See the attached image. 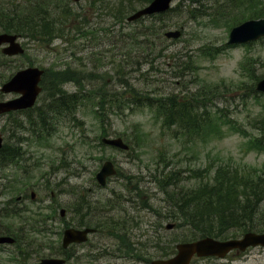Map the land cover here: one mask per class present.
<instances>
[{
	"label": "rangeland",
	"instance_id": "374dc122",
	"mask_svg": "<svg viewBox=\"0 0 264 264\" xmlns=\"http://www.w3.org/2000/svg\"><path fill=\"white\" fill-rule=\"evenodd\" d=\"M117 2L118 0H104L103 3L100 0H65V7L69 9L66 12L71 13V17L66 19V16H61L64 17L62 19L53 13V19L56 17L58 22H63L56 25L57 35L50 40L34 39L31 35L22 38L26 54L17 57L8 72L15 73L28 67L45 70L73 67L83 71L84 77L93 73L102 78L88 80L85 84L87 92L102 89L100 87L104 81L110 92L117 90L119 93L127 88L116 87L118 66L125 67L135 63L139 72L127 75L126 79L143 89L173 91L185 97L198 89L201 91V88L208 91L220 86L214 91L218 97L213 101L215 107L225 115L221 122L232 123V128L224 126L225 134L218 135L219 139L214 141L191 144L188 143L190 138L182 130L174 138L175 130L163 126L162 121H158L149 108L135 110L125 107L119 110L115 106L116 102L110 101L109 107H113L112 110L103 117H98L96 99L86 101L75 117L57 120L45 118L43 121L38 108L43 106L47 95L45 92L31 112L0 116V134L4 137L6 146L11 148L16 145L23 153L22 159L15 161L1 173L0 211L3 209L5 214L6 201L15 199L21 191L18 184L12 182L14 193L7 195L8 190L3 186L8 181H20L28 189V202L22 203L19 210L24 216L33 214L31 210L41 212L39 215H53L54 232L57 233L37 234L33 237L30 234L29 239H35L36 244L28 249L21 246L24 248L23 253L34 254L32 259L26 261L19 248L1 246L0 264H38L41 257L52 251L44 249L46 242L50 241L49 245L52 244L55 249L56 246L61 247L64 221L77 225L82 224V221L102 224L109 219L116 221L122 217L127 220L124 230L105 227L100 233L92 235L86 245L73 252V256L81 260L79 263L88 264L90 260L85 254L97 247L119 252L115 256L102 257L98 264H136L135 258H129V252L120 247L117 234L126 235L132 245V255L143 254L150 261L160 259V248L173 247L174 238L181 241L183 237L187 240L194 237L190 232H184L185 229L169 233L165 228L172 222L163 219L171 207L168 197L159 188L155 175H152V172L156 173L152 167L156 158L162 154L166 156V173L179 171L183 177L188 178L191 176L187 172L188 168L200 169L199 177L205 181H209L213 175V172L206 169L208 166L234 159L255 170L264 169V152L252 146V137H259L264 125V93L255 89L257 82L264 78V40L234 48H229L227 44L230 29L250 17L233 21L239 9L225 11L226 9L211 3L213 10L206 8L205 18L192 20L186 14L192 0L175 2L174 7L179 6L180 11L174 16L173 23L185 25L183 37L175 42L161 44L160 48L163 50L151 62L146 56H141V49L132 48L127 36H119V33H128L130 27L116 23L111 15L116 13ZM131 4L136 9L145 6L137 0H132ZM126 6H129L128 0ZM78 21L81 22L79 28L73 27L72 24ZM169 29L176 27L171 26ZM182 56L184 58L180 63L193 68V74L186 70V75H179L175 60ZM222 83L227 87L224 88ZM65 89L74 93L78 87L67 83ZM15 97V94L4 95L0 101ZM50 117L52 118L51 115ZM233 125L237 126L235 130ZM127 136L130 140H127ZM102 137H121L128 144L136 146L129 152L105 147L101 145ZM106 160L115 163L119 175L110 179L108 185L102 188L95 177ZM162 167L164 163L160 169ZM6 175L12 177L1 178ZM179 181L183 185V179L180 178ZM185 185L191 186L193 183L186 181ZM177 187L172 185L168 188L170 198ZM32 190L37 193L36 203L30 200ZM82 198L88 202L89 208L83 213L78 205L74 206L75 201ZM50 207L54 208L53 213L49 211ZM62 208L68 211L64 219L60 218ZM13 218L15 220L5 219L0 212V234L6 227L20 226L19 221L23 218ZM260 220H264V201L257 223ZM199 236L195 238L198 239ZM40 248L44 249L43 252ZM249 255V258L246 256L247 262L243 264H264V248H254ZM75 259L70 264H77Z\"/></svg>",
	"mask_w": 264,
	"mask_h": 264
},
{
	"label": "trees",
	"instance_id": "16d2710c",
	"mask_svg": "<svg viewBox=\"0 0 264 264\" xmlns=\"http://www.w3.org/2000/svg\"><path fill=\"white\" fill-rule=\"evenodd\" d=\"M128 0L129 6H126L127 0H118L116 4V13H111L115 22L118 24L126 23L129 13L136 11ZM139 3L146 5L152 0H137ZM65 0H0V33L6 32L17 34L22 38L28 35L34 39L50 40L57 35L58 28L63 22H58L56 17H71V13L65 7ZM101 3L104 0H100ZM219 5V8L225 11L233 12L239 9L238 15L232 20H244L248 17L251 19L264 18V0H194L187 8L186 13L192 20L205 18L207 15L206 8H212L210 4ZM205 7V9H204ZM113 10V9H112ZM180 8H172L169 12L145 18V21H138L136 26L131 27L128 33H119V36H127L131 41L132 48L141 49V56H146L152 62L154 57L163 50L161 44L168 42L164 33L169 27L184 28V24H174V16ZM56 16L54 19L52 15ZM115 15V16H114ZM62 19L64 17H61ZM148 21L149 23H147ZM81 22H74L73 27L79 28ZM175 42V41H173ZM159 43V44H158ZM131 58V56L129 55ZM184 56L175 60L179 75H186L185 71L194 73L190 66L182 65L180 61ZM15 58L4 56L0 52V85L10 79L13 72H8V68L13 66ZM126 71H125V70ZM133 72H139L136 64L123 67L118 66L116 72V87L127 88L124 92H117L111 95L106 88L97 91L87 92L85 84L92 78H101L100 76L89 74L84 77V72L80 69L68 67L65 69L47 70L42 81L44 92L47 94L43 106L39 107L40 116L44 121L45 118L55 119L65 117H75L80 108L86 101L98 100L96 106L99 117L108 114L113 107H109L110 101H115L117 109L127 107L128 109L150 108L161 119L165 127L172 129L176 126L177 130H183L189 136V142L208 141L209 137L216 138L220 133V115L217 110L212 109L213 100L218 96L214 94L220 86L214 89L204 90V88L194 91L189 96H182L174 92L152 91L148 88H140L136 84H131L127 75ZM102 79V78H101ZM67 83L76 84L79 91L69 94L64 86ZM104 83V81H103ZM117 93V94H116ZM127 94V95H126ZM0 98L2 95L0 94ZM36 108V107H35ZM35 108L24 111L31 112ZM99 113L101 115H99ZM13 114V113H11ZM52 116V118L50 117ZM104 120V119H103ZM42 121V122H43ZM261 138L254 142L255 147L264 150V130ZM22 149L16 146L4 147L0 153L2 166H6L11 161L21 158ZM152 166L156 165L154 171L155 179L168 197V202L172 206V211L167 212L166 216L178 218L181 225L188 226L184 232H190L192 237L197 235H235L236 232L264 231V220L257 223V217L264 201V169L255 170L252 166L237 163L234 159L231 162H222L217 165L208 166V172H214L209 181L199 177L200 169H189L191 176L183 177L179 171H173L165 175L163 168L160 170L162 163L165 164L166 156L161 155L156 158ZM185 173V171H184ZM183 179V185L179 179ZM196 180V182H195ZM193 183L191 186L185 185V182ZM172 185L178 186L171 198L168 196V188ZM8 189V187H7ZM13 200L6 204L14 209ZM84 210H89L88 202L85 198L81 199L78 204ZM10 207H7L9 209ZM6 209V210H7ZM19 214V211L16 212ZM5 217L9 218L10 215ZM12 217V216H11ZM85 222V221H82ZM90 222V221H89ZM88 222V223H89ZM33 224L32 221H25L24 224ZM84 223V224H88ZM127 224L125 218L109 219V221L97 223L101 228L114 227L115 229L124 230ZM258 224V225H257ZM35 229V226L30 227ZM30 228L22 232L9 227L7 235H14L20 241L29 240ZM120 241V247L126 250L127 254H132V245L126 239V235L117 234ZM186 237L182 241H186Z\"/></svg>",
	"mask_w": 264,
	"mask_h": 264
},
{
	"label": "water",
	"instance_id": "95a60500",
	"mask_svg": "<svg viewBox=\"0 0 264 264\" xmlns=\"http://www.w3.org/2000/svg\"><path fill=\"white\" fill-rule=\"evenodd\" d=\"M76 2L80 0H75ZM174 0H154L149 6L135 12L128 17L129 22H134L144 16L163 13L169 10L170 5ZM181 31H169L165 34L168 38L177 39L181 37ZM264 36V19L252 20L241 24L232 30L230 36V44L233 43H247L255 41ZM17 35L2 33L0 34V47L2 53L8 57H14L25 53V49L18 42ZM44 71L30 67L18 71L8 82H6L1 92L3 94L16 93L19 97L8 101H0V115L32 108L39 95L42 92L40 82L42 80ZM258 90L264 91V80L258 84ZM3 137L0 135V151L3 148ZM103 143L123 150H129V146L124 143L122 139H103ZM117 173L114 164L111 161L105 162L101 171L97 174V180L101 186H106L107 178ZM34 196V194H33ZM62 216L65 211L62 210ZM168 228H172L169 225ZM94 232L93 229L77 230L70 229L65 233L64 247H68L71 243H82L88 239V234ZM15 240L11 237H1V244H13ZM264 246V234L258 235L256 233H248L242 240H231L227 242H219L210 238H206L197 242L181 243L177 246L179 253L176 257L169 261H154L152 264H189L191 258L197 254L199 256L210 255H224L233 248H240L245 250L249 246ZM42 264H64L63 260L45 259Z\"/></svg>",
	"mask_w": 264,
	"mask_h": 264
},
{
	"label": "flooded vegetation",
	"instance_id": "af4514ba",
	"mask_svg": "<svg viewBox=\"0 0 264 264\" xmlns=\"http://www.w3.org/2000/svg\"><path fill=\"white\" fill-rule=\"evenodd\" d=\"M34 201H37L34 200ZM19 203H27L28 199L25 196H21V199L18 201ZM53 216L46 217V221L48 224V230L50 232L54 231V222H53ZM63 228L65 229L66 225L62 224ZM57 229V228H56ZM60 230V229H59ZM80 246H75L70 249L61 251L60 249H57V254L52 257L57 258H63L66 260V263L68 264L70 261H72L75 257L73 256V252H76L79 249ZM254 248H248L245 252H242L238 249L231 251L230 253L226 254L225 256H210V257H199L198 255H194L192 257L190 264H243L244 262H247L250 255H247L250 253V251ZM100 250V254L102 253V249ZM166 251V249L164 250ZM97 252V250H95ZM164 253V252H163ZM165 254V253H164ZM177 254L176 248L170 249L167 256H165L162 259H170L171 257L175 256ZM246 256L248 258L246 259ZM138 261H136V264H149L148 261H145V259L137 258ZM145 261V262H144Z\"/></svg>",
	"mask_w": 264,
	"mask_h": 264
},
{
	"label": "bare ground",
	"instance_id": "6f19581e",
	"mask_svg": "<svg viewBox=\"0 0 264 264\" xmlns=\"http://www.w3.org/2000/svg\"><path fill=\"white\" fill-rule=\"evenodd\" d=\"M79 202H80V200H79V199H77V200L75 201V204H74V206H77V205L79 204Z\"/></svg>",
	"mask_w": 264,
	"mask_h": 264
}]
</instances>
